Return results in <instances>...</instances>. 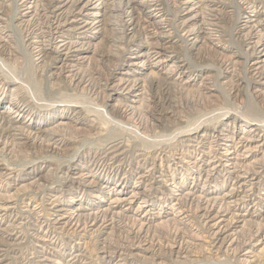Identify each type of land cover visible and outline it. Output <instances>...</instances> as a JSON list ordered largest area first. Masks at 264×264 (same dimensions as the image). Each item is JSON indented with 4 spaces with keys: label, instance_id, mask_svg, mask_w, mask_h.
I'll return each instance as SVG.
<instances>
[{
    "label": "rangeland",
    "instance_id": "rangeland-1",
    "mask_svg": "<svg viewBox=\"0 0 264 264\" xmlns=\"http://www.w3.org/2000/svg\"><path fill=\"white\" fill-rule=\"evenodd\" d=\"M157 1L158 8L168 11L167 17L169 19L172 17L169 23L175 26L170 30L172 33L170 32L167 38V44H170L167 55L170 56V60L156 70L157 75L153 72L154 75L147 74L148 69L142 72L141 76L145 80L144 89L140 91L138 100L135 98L134 105L129 108L130 112L127 109L124 115L120 110L119 101L126 100L115 96L108 99L103 85L111 82L114 76H118L121 72L119 68L127 65L131 57L136 54L135 42L141 41L145 34L138 23H135L126 35L127 40L134 42V44L129 43L128 53L126 52L118 60L111 59L115 64H107V61L100 59V56L107 53L110 44L111 32L106 23L108 17L106 18L105 15L99 24L100 27L89 33L92 37L84 39V50L80 53L83 61L80 63L81 68L79 67L83 82H79V77H72L71 73L55 79V76H50L58 72L51 66L54 54L45 52L38 60L32 48L30 42L32 40L26 29L31 19L21 16L28 3L21 5V0H0V26L6 34L8 33L5 41H0V87L1 84H5L0 88V110H6V107H10L16 99L34 112L30 119L25 113L21 121L36 123V127L45 130L44 133L56 132L67 139L65 145L57 150L31 142L21 150L15 149V152L14 149L9 153L0 150V193L8 200L11 207L5 216H0V264H46L41 258L43 250L50 252L48 256L51 261L48 264H258L259 260V264L261 260L264 263V239L261 238L264 236V227L261 226L264 222V200H261L264 199V185L259 190H255L250 197L251 201L235 205V208L244 214L241 217L243 219L221 235L222 237L231 234V238L237 237L238 241H242L238 246L235 244L228 246L229 242L224 246L220 244L211 246L207 235L212 230L208 224L216 220L207 224L202 217L203 211L192 202L189 205L183 204L185 212L182 216H187L184 217L187 220L185 223H178L171 217L168 218L172 221L167 217L158 218L150 221L148 223L150 226L145 227L141 232H136L137 229L133 228V218H131L132 215L135 217L133 211L140 199L136 200L131 210L125 212L126 217L119 219L116 217L114 224L109 221L103 225L100 223L91 225L81 221L77 228L70 225H59L58 228L47 220L54 216L55 209L69 207L87 209V206L93 207L94 203L104 204L116 196L111 192L106 195V188L101 187L100 179H109L108 185H111L109 187H113L117 182L116 178L113 181L111 174L96 175L98 178L86 176L88 182L90 181L89 186L78 188H69L68 183L63 181L65 171L75 177L79 168L84 163L87 164L92 154L102 150L107 153L114 142L125 143L124 153L119 156L123 159L122 172L125 174L121 172L118 175L120 183L119 180L125 178L123 183L125 189L130 190L137 186L138 174L149 169L152 163L160 169H167L168 172H165L164 176H160L159 173L152 175L153 182L159 187L150 195L153 205L147 209L152 213L166 208L163 207L164 204L169 206L171 203L169 197L166 199L164 197L165 194H171L170 184L182 178L189 180L193 171L192 164L187 163L189 159H185L186 163H179L176 160L179 157L178 152L186 149L184 146L186 142L181 140L189 135L201 134L204 129L212 131L227 126L226 124L233 129V122L234 130L238 128L240 134L242 126L239 127L238 124L236 127L235 118L242 122L247 121L248 115L242 110L244 111L252 101L261 109L264 116V97L254 95L252 84H248L250 80L247 79L253 56L242 55L245 47L234 34L235 26L244 19L241 0H215L218 3V13L223 19L221 30L217 33L212 32L210 40L200 39L194 45L190 42L191 45L182 43L181 33L174 31L184 15L182 10L184 5L181 0ZM255 1L260 6L264 5V0ZM143 10V8L136 9L134 12L137 13H134V16L138 17L139 12ZM260 17L263 18V15ZM263 46L264 44L259 48ZM234 59V64L229 63ZM176 60L184 61L181 70L185 71L187 76L194 77L195 81L174 94L178 104L177 116L167 113L163 116L164 120L162 119L160 123L154 121L152 125L146 113L148 105L146 99L150 94L148 89L157 79L156 76L163 75L161 74L163 70ZM229 67L231 69L234 67V76L231 75ZM67 107L69 111L63 116L61 109ZM77 110V115L84 120V125L74 126L71 121ZM196 124L201 125L195 128ZM182 132L187 135H183ZM170 159L174 160V164ZM143 161L146 163L142 171L135 168L136 162L143 163ZM33 170L34 173L39 171V178L33 177L31 174ZM209 185L210 191L213 192L205 196L203 194L205 198L209 197L208 199L223 197L225 193H229L232 186L230 181L223 177L211 181ZM102 186L104 187V183ZM142 189L143 186L140 190ZM242 194L241 192L239 197ZM50 195L55 197L57 195L56 203L48 204L50 201L47 198ZM234 198L236 197L229 200ZM259 199L261 204L253 206V203H257ZM229 200L227 203L231 205ZM218 207L217 205L215 210ZM137 217L136 215L135 218ZM257 229L261 232L257 241H248V234L256 232ZM43 236H46L45 239ZM245 241L246 244H242ZM248 243L251 245L248 246ZM245 253L251 254L250 257H245Z\"/></svg>",
    "mask_w": 264,
    "mask_h": 264
},
{
    "label": "bare ground",
    "instance_id": "bare-ground-1",
    "mask_svg": "<svg viewBox=\"0 0 264 264\" xmlns=\"http://www.w3.org/2000/svg\"><path fill=\"white\" fill-rule=\"evenodd\" d=\"M173 1L176 2V0ZM21 2V5L28 3L21 16L23 18L28 17L29 20L31 19L26 29H28V34H30L29 37L32 41L30 39L28 41L32 43V48L36 52L38 60L43 57L45 52L54 54L53 58L51 57V66L58 70V72H54L50 76H55V79L59 76H68L71 73L72 77H79V82H83L79 67L81 68L80 63L83 61L80 53L84 50V39L87 40L89 37H92L89 33L100 27L99 24L105 15H107L106 18L108 17L106 23L110 27L111 32L109 36L110 44L108 45L107 53L100 56V59L107 61V64H115L113 62L114 59L118 60L127 52V49L130 48L128 47L129 43L134 44L133 41L131 42L126 39L127 33L132 30V26L135 23L141 26L145 34L143 33L144 36L141 41L135 42L137 46L136 54L131 57L132 59L127 65L119 68L121 72H119L118 76H114L111 82H106L103 85V90L107 91L106 97L108 99H112L115 96L126 100L123 102L119 101L121 105L120 110L123 113L127 109L132 108L135 98L137 99L140 91L144 89L143 81L145 80L141 76L142 72L148 69L147 74L151 73L150 75H154L152 72L156 74V70L163 67L170 60V56L167 55L170 45L167 44V38L170 35V30L175 26L169 23L172 17L170 19L167 17L169 15L167 13L168 11L165 12L158 8L157 0H21ZM181 3L184 5L182 9L184 15L180 23L178 22L177 29L175 28L174 31L181 33L183 37L181 39L182 43L184 42L186 44L190 42L194 45L200 39H209L212 32H220L221 21L223 19H221L218 13L217 1L181 0ZM241 3L244 8V14L242 16L244 19L235 26V31H232H234V34L240 40V44L245 47L243 52L241 51L243 53L242 55L245 57L253 56L250 67L248 68L250 75L247 79L250 80V83L248 81L247 83L252 84L253 93L256 97H264V46L263 48H259L264 44V5H258L255 0H241ZM140 8L144 10L141 13L139 12L138 17L134 16V13H137L138 10L136 12L134 11L136 9L140 10ZM260 15H263V18ZM193 23L195 25H192ZM167 27H170V29H167ZM7 37L8 33L6 34V31L0 26V41H5ZM234 61L235 59L233 61L230 60L229 63L234 64ZM182 62L184 61H173V64L163 70L161 73L163 75L160 77L156 76L157 79L154 80L148 89L150 94L149 98L147 97L146 99L148 102L146 113L152 125H154V121L160 123L163 116H166L167 113L171 115L177 114L178 104L176 103L174 94L184 90L186 85L195 81L194 77L187 76L185 71L181 70L183 67ZM230 66L232 67V64ZM234 72L233 67L231 69L232 76H234ZM169 78L172 80L168 81ZM4 85V83L1 84L0 88ZM200 85L204 86L201 83ZM21 105L22 103L15 99L10 107H6V110H0V150L2 152L9 153L13 149L14 152L15 149L21 150L26 147L25 145L30 144V142L31 144L39 143L46 148L49 147L55 150L65 145L67 139L61 134L56 132L44 133L45 130L36 127V123L21 121V117L25 113L29 119L34 114L30 109ZM61 110L63 116H66L69 108L67 107ZM118 112H120L119 109ZM242 112L248 115V119L242 122V120L240 121V119L235 118L237 120L235 123L237 124L236 127H238V124L239 127L242 126L240 134H238V128L234 130L235 125L233 122V129H230V126L226 124L227 126H221L215 130L212 129V131L204 129L201 131V134L195 133L196 135H189L181 140L182 142H186L184 145L186 149L178 152L179 157L176 160L179 163H186L185 159H189L187 163L192 164L193 171L190 173L189 180L182 178L170 184L172 187L171 194H165L164 197L165 199L169 197L171 203L169 206L164 204L163 207L166 206V208H161L160 211L152 213L150 209H147V207L153 205L150 199L151 193L159 188L156 185L157 183L155 184L153 182L152 179L154 177L152 178V175L153 173H159L160 176H164L165 172H168L167 169H160L155 163H152L149 169L138 174L137 179L139 183L137 182V186L130 190L125 189L123 187L125 178L122 177V180H119L121 183L118 182V175L123 170V163L121 162L123 159H120L119 156L124 153L125 143L114 142L107 153L102 150L92 154L88 162H86L87 164L84 163L79 168L78 173H76L78 175H75V177H72L70 172L65 171L63 181H65L64 183H68L69 188H78L79 186H89L90 181L88 182V179L85 178L86 176L97 177L101 174L104 176L111 174L113 181L116 178L115 181L117 182L113 187H109L111 186L108 185L110 184L109 179H100L102 180L101 187L106 188V195L111 192V194H115L116 196L104 204L96 203V205L94 203L93 207L87 206V209L84 207L52 209L54 216L47 220H50V223L58 228L59 225H70L77 228L80 226L81 221L85 222V224L90 223L91 225H96L97 223L103 225L109 221L112 223L116 217L118 219L126 217L125 212L131 210L130 208L136 200L140 199L133 211L135 217L136 215L138 217L135 218L132 214L133 217L130 216L133 218V228L137 229L136 232H141L145 227L150 226H148L150 221L158 218L171 217V219H175L178 223H185L187 220L184 217L187 216H182L185 212L183 204L189 205L192 202L195 203L200 211H203L202 217L207 224L216 220L212 224H208V227L212 230L207 235L211 246H215L216 244L224 246L227 242H229L228 246L234 244L238 246L242 241H238L237 237L233 238V236L231 238V234L222 237L221 235L225 231L235 227L236 223L243 219L241 217L244 214L239 212V209H236L235 205L241 204V202H248L251 199L250 197H252L251 195L255 193V190H259L264 185V180H262L264 178V116L254 101L247 108H244ZM11 113H14V115H10ZM77 114L78 110L74 112V118L71 120L74 126L84 125V120ZM197 125L195 128L201 124ZM87 126L90 127V125ZM183 135H187V133H183ZM170 160L174 164V160ZM140 162H136L137 165L135 168L142 171L145 168L144 164L146 162ZM110 167L113 169L109 170ZM73 168L75 169V167ZM173 169L176 170V168ZM38 172L34 173L33 170L31 174H33V177L38 176L39 178ZM122 173L125 174V172ZM219 177L230 181L232 186L228 191L229 193H225L223 197L205 198L204 196L207 193L213 192L209 189V183L218 180ZM38 178H35V180H38ZM103 183L104 187L102 186ZM119 186L123 188L118 189L117 187ZM142 186L143 189L140 190ZM214 188L216 190V187ZM241 192L243 194L239 197ZM254 196L258 198L256 195ZM56 197L55 195H50L47 198L50 201L48 204L56 203ZM233 197L236 198L229 200ZM226 198L233 205L228 204ZM261 200L259 199L257 203H253V206L255 204H261ZM217 205L219 207L215 210ZM10 208L8 200L0 193V216H5ZM50 214L52 215L51 212ZM227 215L229 216L225 218ZM168 219L171 220L170 218ZM217 219L219 220L217 221ZM221 222H224V224L219 226ZM261 226L264 227V222ZM260 233L258 229L256 232H250L247 236L248 241L256 240L260 236ZM44 237L46 236H43V239H45ZM261 238L264 239V236ZM246 242L242 244H246ZM250 245L248 243V246ZM136 247L138 248L139 246ZM49 253L43 250L41 254L42 261L46 264L51 261V258L48 256ZM250 255L246 254L245 257H250ZM261 264H264L262 260Z\"/></svg>",
    "mask_w": 264,
    "mask_h": 264
}]
</instances>
